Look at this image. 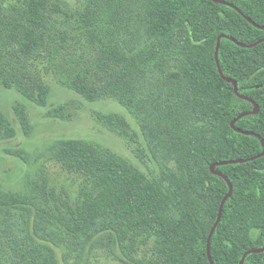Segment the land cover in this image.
<instances>
[{"label": "trees", "instance_id": "1", "mask_svg": "<svg viewBox=\"0 0 264 264\" xmlns=\"http://www.w3.org/2000/svg\"><path fill=\"white\" fill-rule=\"evenodd\" d=\"M47 1L13 7L20 63L49 34ZM219 1L87 0L81 17L104 49L95 81L76 79L69 91L89 103L111 97L132 114L159 173L148 178L124 157L57 138L43 156L81 178L71 192L53 185L30 153L1 146L25 167L18 190L0 182V246L9 264H93L97 249L120 264H210L209 257L213 264H264V251L249 252L264 248V0ZM119 16L135 21L142 38L134 33L120 43ZM171 64L176 71L168 72ZM12 83L5 85L16 99L13 116L0 109V144L29 137L32 112L67 118L48 86ZM254 104L258 113L233 127L255 135L236 131L232 121ZM103 119L135 137L120 116ZM237 160L244 162L220 165ZM213 164L232 185L218 222L229 187L210 171ZM146 247L150 257H138Z\"/></svg>", "mask_w": 264, "mask_h": 264}, {"label": "rangeland", "instance_id": "2", "mask_svg": "<svg viewBox=\"0 0 264 264\" xmlns=\"http://www.w3.org/2000/svg\"><path fill=\"white\" fill-rule=\"evenodd\" d=\"M27 1L0 0V109L7 117L12 118L11 108L16 99L14 92L6 89L5 83L13 85L14 80H19L29 86H48L52 91L51 101L54 105L62 106L61 112L67 118L62 121L46 120L42 113L32 112L34 129L31 135L2 143L0 147L6 145L22 148L30 153L37 158V165L43 166L53 185H63L71 192L77 191L81 178L66 171L53 155L43 156L47 147L57 138L83 139L101 151L128 159L148 178H156L159 173L157 165L144 150L135 117L111 97L100 96L89 103L69 91L70 85L76 79L87 78L88 83L95 81L94 75L97 73L104 49L103 42H98L102 41L101 39L91 38L94 34H90L95 29L87 27L81 17L87 0H48L47 12L51 17L48 22L49 34L43 45L20 63L13 56L18 46L19 28L18 15L13 7H21ZM128 7L132 9L131 6ZM116 22L122 25L116 30L120 43L132 41L134 33L139 39L142 38L143 29H138L135 21H127L125 17L119 16L115 19V24ZM173 71H176L175 64L168 68V72ZM108 115L123 118L135 134L133 140L124 136L119 128L106 123L103 118ZM140 149L142 156L139 155ZM24 169L23 164L0 149L2 185L18 190L19 177ZM150 255L148 247L138 253L141 258L148 259ZM8 259L9 252L0 246V264H9ZM90 261L93 264H120L113 255L99 249L93 251Z\"/></svg>", "mask_w": 264, "mask_h": 264}, {"label": "water", "instance_id": "3", "mask_svg": "<svg viewBox=\"0 0 264 264\" xmlns=\"http://www.w3.org/2000/svg\"><path fill=\"white\" fill-rule=\"evenodd\" d=\"M213 1L218 2V3H224V2L219 1V0H213ZM225 4H227V3H225ZM227 5H230V4H227ZM230 6H231L232 8H234V9H236L233 5H230ZM246 19H247L249 22L253 23L250 19H248V18H246ZM261 28L264 29V27H261ZM223 37H224L223 35H221V36L218 37V39H217V49H218V46H219V41H220V39L223 38ZM228 38H229L230 40H233V39L230 38V37H228ZM255 45H256V44H253V45L248 46V47H253V46H255ZM242 46L245 47V45H242ZM216 59H217V58H216ZM217 63H218V62H217ZM220 73H221V72H220ZM227 81L233 84V88H234V90L236 91V89H237V84H236V82L233 81V80H230V79H227ZM245 99H246V98H245ZM257 113H258V106H257L256 104H254V109H253L252 112H250V113H243V114H240L235 120L232 121L231 126L233 127L234 123H235L238 119H240L241 117L246 116V115H248V114H257ZM233 128H234V127H233ZM234 129H235L236 131H238V132H241V133L245 134V135H255V134H253V133H249V132H242V131H240V130H237L236 128H234ZM261 143H262V146H263V148H264V142H263L262 140H261ZM263 153H264V150H263ZM261 155H262V154H261ZM261 155H260V156H261ZM252 159H254V158H252ZM242 162H244V161H243V160L228 161V162H224V163H222V164H220V165L236 164V163H242ZM215 166H216L215 164L211 165V167H210V171H211L214 175H217V176L223 178V179L227 182L228 187H229V191H228L226 197L224 198V200L222 201L221 206H220V210H219V214H218V218H217V222H218L219 219H220V215H221V210H222V208H223V204H224L225 200L231 195V192H232V185L230 184V182L228 181V179H227L225 176H223V175L220 174L219 172L215 171ZM217 222H216V224H217ZM216 224H215V225H216ZM213 230H214V228L212 229L211 233L213 232ZM262 251H264V248L261 249L260 251H249V252H262ZM249 252H247V253H249ZM247 253H246V254H247ZM246 254H245V255H246ZM209 262H210V264H213V262H212V260H211L210 257H209ZM242 263H243V261L240 262V264H242Z\"/></svg>", "mask_w": 264, "mask_h": 264}]
</instances>
